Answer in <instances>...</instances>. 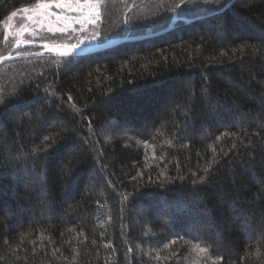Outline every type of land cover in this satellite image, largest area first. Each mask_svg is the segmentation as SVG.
I'll list each match as a JSON object with an SVG mask.
<instances>
[{
    "label": "trees",
    "instance_id": "trees-1",
    "mask_svg": "<svg viewBox=\"0 0 264 264\" xmlns=\"http://www.w3.org/2000/svg\"><path fill=\"white\" fill-rule=\"evenodd\" d=\"M179 2L24 41L154 35ZM35 3L0 0V58ZM181 5L163 35L0 66V264H264V0Z\"/></svg>",
    "mask_w": 264,
    "mask_h": 264
},
{
    "label": "snow or ice",
    "instance_id": "snow-or-ice-1",
    "mask_svg": "<svg viewBox=\"0 0 264 264\" xmlns=\"http://www.w3.org/2000/svg\"><path fill=\"white\" fill-rule=\"evenodd\" d=\"M188 0H180L179 3L175 5V8L181 6V4H186ZM206 3L213 2V0H205ZM216 4H220L221 0H214ZM53 8L78 12V16H70L67 14H61L59 12L52 11ZM98 4L97 0H36V3L33 7H25L21 9L24 13L31 12V15H28L27 20L31 21L33 24H38L41 27H47L49 32L55 33H67L71 24H81L83 27L88 23H95L96 19L99 18V12L97 10ZM175 8L172 10L175 11ZM17 12H12L10 19L16 17ZM23 31H27L26 27L22 26L21 34ZM21 43H27V41L17 40L16 46L19 47ZM79 43H83L80 41ZM78 44L71 46L72 52H74L78 47ZM47 47V45H45ZM71 52H62L61 55L68 56ZM195 175V174H193ZM173 243H175L173 241ZM198 249L199 252L203 253L207 250L203 242H198L195 244L194 249Z\"/></svg>",
    "mask_w": 264,
    "mask_h": 264
},
{
    "label": "water",
    "instance_id": "water-1",
    "mask_svg": "<svg viewBox=\"0 0 264 264\" xmlns=\"http://www.w3.org/2000/svg\"><path fill=\"white\" fill-rule=\"evenodd\" d=\"M180 7H178V9L175 11L174 17H173V20L170 26L166 30L161 31L154 35L139 37V38L122 37V38H118L113 41H109L107 43H99V44H92V45H79V47L74 52H72V49H71L72 45H68V44H49V43L40 44V43L27 42V43H21L19 47H17L15 44L13 49L10 51V53L0 58V66L6 63H9V62L18 60V59L29 58L33 56L36 57V56H41L45 54H54L55 56H59L63 58L88 56L91 54L105 51L112 47H116L126 42L163 35L166 32L171 31L174 28L176 22L178 21L177 15H178ZM187 22H192V20H188ZM45 45H47V47H45ZM25 48H37L41 50L37 53H27V54L20 53V51ZM62 52H71V54L68 56H63L61 55Z\"/></svg>",
    "mask_w": 264,
    "mask_h": 264
},
{
    "label": "rangeland",
    "instance_id": "rangeland-1",
    "mask_svg": "<svg viewBox=\"0 0 264 264\" xmlns=\"http://www.w3.org/2000/svg\"><path fill=\"white\" fill-rule=\"evenodd\" d=\"M52 11L59 12L62 15L63 14H67V15H70V16H74V12H71V11H65V10H61V9H57V8H53ZM98 12H99V10H98ZM29 15H31V14H29ZM27 16H28V14H24L22 16L19 15L17 18L14 17V18L11 19V21H8V24L6 26L7 27V29H6V35L7 36H11L15 40V42L17 40L24 41L25 40L24 37L26 35H29V34H37V33L41 32V31L47 30V27H41L40 25L33 24L31 21L27 20V18H26ZM125 16L127 17L128 15L126 14ZM77 24L78 23L71 24L70 27H69V29H68V32L67 33H69V32L79 33L78 28L76 26ZM22 26L23 27H26L27 28V31H23L22 34H21ZM79 29H85V28H79ZM55 33L56 34H67V33H60V32H55ZM80 41H83V43L86 42V35L85 36L79 35L77 37L76 41L73 42V43L77 44ZM69 43H71V42H69ZM53 44H56V43H53ZM59 44H62V43H59ZM63 44H67V43H63ZM68 45H70V44H68ZM7 156L11 160L13 159V155L12 154H9ZM6 164H3L1 166H3V167L4 166H7L8 164L7 165Z\"/></svg>",
    "mask_w": 264,
    "mask_h": 264
}]
</instances>
